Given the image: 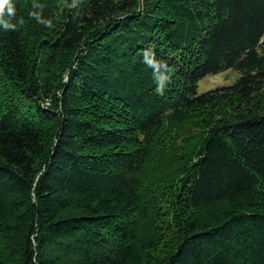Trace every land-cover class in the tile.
<instances>
[{"label": "trees", "instance_id": "16d2710c", "mask_svg": "<svg viewBox=\"0 0 264 264\" xmlns=\"http://www.w3.org/2000/svg\"><path fill=\"white\" fill-rule=\"evenodd\" d=\"M13 3L0 264H264V0Z\"/></svg>", "mask_w": 264, "mask_h": 264}, {"label": "rangeland", "instance_id": "374dc122", "mask_svg": "<svg viewBox=\"0 0 264 264\" xmlns=\"http://www.w3.org/2000/svg\"><path fill=\"white\" fill-rule=\"evenodd\" d=\"M262 38L264 39V34ZM238 75L239 71L233 66L218 72L207 73L198 79L197 90L201 92L219 85L231 84L235 81ZM178 140L180 141V139ZM151 260L149 262H151Z\"/></svg>", "mask_w": 264, "mask_h": 264}, {"label": "clouds", "instance_id": "9594fccd", "mask_svg": "<svg viewBox=\"0 0 264 264\" xmlns=\"http://www.w3.org/2000/svg\"><path fill=\"white\" fill-rule=\"evenodd\" d=\"M15 16L16 9L13 0H0V25H3L5 29H15L16 24L11 22Z\"/></svg>", "mask_w": 264, "mask_h": 264}]
</instances>
